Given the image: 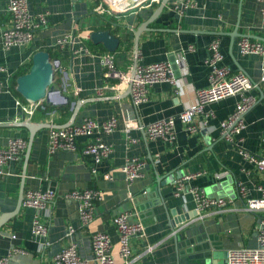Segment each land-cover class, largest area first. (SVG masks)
I'll list each match as a JSON object with an SVG mask.
<instances>
[{
  "label": "crops",
  "instance_id": "obj_1",
  "mask_svg": "<svg viewBox=\"0 0 264 264\" xmlns=\"http://www.w3.org/2000/svg\"><path fill=\"white\" fill-rule=\"evenodd\" d=\"M26 1L34 18L45 13L46 24L27 47L4 49L0 43V79L8 78L15 90L16 77L29 70L32 55L39 50L58 59L62 72L55 75L49 101L41 102L30 117L15 106L14 97L24 101L16 91L18 95L0 93V123L24 121L39 126L29 142L27 127L0 125V147L12 137L26 141L24 153L8 163L9 174L0 175V256L8 255L7 264H53V255L71 240L77 243L82 257L90 258V237L94 232L108 234L115 264H122L112 218L123 211L131 212V220L143 225L142 235L131 241V264H224L228 250L255 247V224L264 217V211L241 209L243 201L237 198L236 183L246 186L248 196L258 197L257 185H264V175L243 158L237 147L223 139L218 127V122L234 110L238 97L229 96L206 106L214 113L208 120L211 128L197 134H188L178 115L195 103V90L207 85V44L218 36L223 63L243 72L254 84L249 93L255 101L244 114L241 145L264 158V71L257 55H241L237 49L241 36L264 42L258 0H197V5L182 16L169 10V0L147 24L148 30L140 33L137 49L134 31L158 4L133 7L123 13L111 9L100 13L95 8L101 0ZM7 2L0 0V31L9 25ZM96 30H109L119 39L117 48L109 51L102 43H93L90 34ZM65 35L72 39L62 46L55 45L56 39ZM190 44L194 46L191 51L187 49ZM106 53L114 57L116 67L130 73L136 64L169 61L176 84L155 83L148 101L135 105L127 86L116 88V80L103 76L99 56ZM180 56H184V62L176 64L174 59ZM105 85L113 87L103 88V93L98 94L97 89ZM75 101L80 106L72 124L84 117L103 121L114 115L118 119L114 131L101 134L102 141L113 145V151L96 166V173L91 172L90 159L79 152L47 150L49 128L63 127L69 121ZM169 116L175 118L172 142L145 135L148 123ZM124 121L135 123L129 134L136 141L129 147L125 146ZM85 141L84 136L77 140L79 146ZM131 156L145 159L146 166L142 178L127 183L120 166ZM197 171L202 174L188 181V186L201 187L209 196L235 198L232 207L221 212L207 210L200 216L189 191L175 194L174 181ZM221 171L228 174L218 178L216 173ZM106 173L111 178H105ZM86 187L102 193V199L95 202L89 226L81 223L76 202L64 197L72 189ZM29 189H51L56 193L46 237L31 235L33 210L21 205L22 195ZM184 215L187 219L182 221ZM68 225L74 229L71 235H66ZM183 230L186 233L179 240L177 236ZM11 248L16 250L11 253Z\"/></svg>",
  "mask_w": 264,
  "mask_h": 264
},
{
  "label": "built area",
  "instance_id": "obj_2",
  "mask_svg": "<svg viewBox=\"0 0 264 264\" xmlns=\"http://www.w3.org/2000/svg\"><path fill=\"white\" fill-rule=\"evenodd\" d=\"M160 1L145 0L141 6L150 7L154 4H159ZM258 2L260 4L261 27L264 28V0H258ZM196 5L197 0H170L169 10L178 16H182L188 8ZM115 7L117 5L114 2L110 3L107 0H101L95 10L104 13L107 9H114ZM5 9L9 14V25L0 31L2 47L9 49L12 46H29L37 30L46 24L45 13L34 18L28 11L26 0H8ZM70 39L72 37L69 35L57 38L55 45L62 46L69 42ZM187 49L191 51L194 46L190 44ZM237 49L241 55H257L260 58V69L264 71L263 41L252 39L248 36H241L237 40ZM223 59L224 55L220 48V39L218 36H214L207 44L204 58V64L208 69V83L206 86L195 90V103L184 109L178 115V119L182 122L188 134H197L201 130H208L211 128L208 125V120L214 116V113L210 109L206 110V106L229 96H237L238 100L234 110L218 122L219 133L226 142L237 147L243 158L254 163L258 171L264 175V158L252 154L241 145L243 141L241 131L245 127L244 114L252 107L255 101V98L249 93L254 84L243 72L232 70L224 64ZM99 60L103 67V76L106 79L116 80L117 84L114 85L116 88L122 85L127 86L130 91V99L135 105L148 101L149 90L155 83L167 82L176 84L175 71L169 61L136 64L133 72L130 73L116 67L114 57L109 53L101 54ZM174 62L176 64L183 63L184 56L175 58ZM55 63L57 64L56 73L62 72L60 63L56 61ZM261 82H264V75L261 77ZM107 87L113 86L105 85L100 87L97 89V93L102 94V89ZM13 91L14 86L8 78L5 80L0 79V93L6 92L13 95ZM14 103L26 117H30L35 108L41 104V102L26 103L19 97H14ZM134 126L135 123L132 121L123 122L122 130L125 135V146L127 147L136 141L129 134ZM117 127L118 119L114 115L103 121L84 117L79 123L66 127L51 126L48 130L47 150L49 153L58 150L79 152L90 159L91 172L96 173V166L107 159L113 151V145L102 141L101 134L110 133ZM144 131L149 139H162L172 142L176 134L175 118L169 116L154 120L145 126ZM82 136L86 137V141L79 146L77 140ZM25 148L26 141L20 137L9 138L7 144L4 147H0V175L9 174L7 170L8 163L17 160L24 153ZM145 166V159L131 156L125 158L120 170L126 182L132 183L136 179L143 177V168ZM201 174L202 171H197L183 175L175 180V194L186 190L189 191L195 203V210L200 216L207 210L221 212L232 207L235 198L209 196L201 187L188 186V181ZM227 174V171H221L216 173V176L221 178ZM104 177L111 178L108 173ZM257 189L260 195L258 197H250L246 186L241 182L236 183L237 198L243 201L241 209L253 213L264 211V185H257ZM64 197L76 202L81 223L84 226H89L93 220L95 202L102 199L100 190L92 187L72 189L65 193ZM55 198L56 193L51 189H29L24 191L21 205L33 210L30 232L34 237H46L48 219ZM131 215V212L123 211L112 218V223L118 232L117 255L122 264L132 263L131 241L143 233L142 223L131 220ZM255 229L257 245L253 248L240 247L228 250L224 264H264V217L257 219ZM73 230L68 225L66 235H71ZM11 238H15V235H12ZM90 238V258L82 257L78 252L77 243L71 240L53 255V264H115L114 258L110 253L111 241L108 234L105 232H94ZM15 250V248H11L10 252L12 253ZM7 262L8 255L0 256V264H7Z\"/></svg>",
  "mask_w": 264,
  "mask_h": 264
},
{
  "label": "water",
  "instance_id": "obj_3",
  "mask_svg": "<svg viewBox=\"0 0 264 264\" xmlns=\"http://www.w3.org/2000/svg\"><path fill=\"white\" fill-rule=\"evenodd\" d=\"M144 1L145 0H132L131 2L124 5L123 8L119 7V8H114L111 10L114 13H123L133 7L141 6ZM168 1L169 0H161L159 4L156 6V8L153 10V12L151 13L150 17L146 21H144L134 31V43H135L136 49H137V41H138L140 33L142 31L148 30L147 24L153 21L159 15V13H161L162 9L164 8V6L166 5ZM231 36L234 37L236 35L231 34ZM90 38L92 42L95 44L102 43L104 47L108 49L109 51L115 50L119 44V39L113 34H111L109 30L93 31L90 34ZM55 61L57 63H60L58 59L52 58L51 54L48 51L46 50L36 51L32 55L31 65H30L29 70L26 73L21 74L16 77L15 91L23 98V100L26 103L43 102L45 100L49 101V97L53 89L52 84L55 80V75H56V65L57 64L55 63ZM66 101L67 100H65V102ZM79 106H80V102L75 101L74 103H72L71 117L69 121H67V123L63 125V127L69 126L73 123L74 117L77 113ZM0 125L8 126V127H14V126L27 127L30 131L29 142L31 141V138L33 137L37 129L39 128L38 125H31L29 122H24V121L0 123ZM219 184L221 185L223 183L220 182ZM4 218H6V216H4ZM185 219H187V215H184L181 218L182 221ZM0 221H2V219H0ZM184 233H186V231L183 230L182 233L177 236L178 238L180 237L179 240L182 238ZM178 247H181V246L178 245ZM213 247H215V245L212 246V248ZM207 250L208 248L203 249V251H207ZM211 256L212 257L215 256V253H212V251H211ZM224 256H226V253L224 254ZM224 259H226V257H224ZM224 263H225V260H224Z\"/></svg>",
  "mask_w": 264,
  "mask_h": 264
},
{
  "label": "bare ground",
  "instance_id": "obj_4",
  "mask_svg": "<svg viewBox=\"0 0 264 264\" xmlns=\"http://www.w3.org/2000/svg\"><path fill=\"white\" fill-rule=\"evenodd\" d=\"M108 2H114V4L117 5V7L115 8H119V7H123L124 5H126V3H128L127 0H107Z\"/></svg>",
  "mask_w": 264,
  "mask_h": 264
},
{
  "label": "trees",
  "instance_id": "obj_5",
  "mask_svg": "<svg viewBox=\"0 0 264 264\" xmlns=\"http://www.w3.org/2000/svg\"><path fill=\"white\" fill-rule=\"evenodd\" d=\"M13 93H15V94H17L16 92H15V90L13 91ZM18 95V94H17ZM66 105V104H65ZM70 107V106H69Z\"/></svg>",
  "mask_w": 264,
  "mask_h": 264
}]
</instances>
